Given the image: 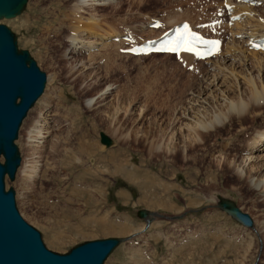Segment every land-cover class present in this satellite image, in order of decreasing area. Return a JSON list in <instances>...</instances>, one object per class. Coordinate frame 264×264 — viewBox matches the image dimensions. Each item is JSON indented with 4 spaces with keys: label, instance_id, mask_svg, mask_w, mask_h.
Wrapping results in <instances>:
<instances>
[{
    "label": "rangeland",
    "instance_id": "obj_1",
    "mask_svg": "<svg viewBox=\"0 0 264 264\" xmlns=\"http://www.w3.org/2000/svg\"><path fill=\"white\" fill-rule=\"evenodd\" d=\"M74 1L27 0L18 17L0 21L15 36L18 49L28 51L47 77L44 93L15 141L21 157L15 180H5L6 188L15 191L21 217L40 233L45 247L58 254L90 240L122 239L103 264H264V196L250 189L244 177L237 178L229 165L219 164L223 158L250 153L254 131L264 129V115L243 116L242 123L234 120L233 126L218 127L204 134L203 142L182 149L184 135L177 130L184 122L181 112L203 85L210 64H200L195 71L193 62L183 58H133L118 53L112 41L104 48L96 46L91 55L64 53L77 11L91 26L98 24L93 38L85 35L96 41L122 27L157 36L163 30L146 29L152 18L167 26L178 19L212 20L226 0H112L86 9L98 21L80 9L73 12ZM250 8L254 17L261 14L260 6ZM54 14L64 21L63 31L42 37L40 30L47 23L57 26ZM238 14L240 27L232 22L227 46L234 31L256 25L251 14ZM235 38L240 40L242 34ZM242 49L254 59L252 50ZM234 74L243 86L245 73L236 69ZM43 112L42 138H36L31 130ZM101 133L111 139L110 147L100 144ZM263 148L253 156L260 160ZM219 198L248 214L253 227L218 209ZM140 210L154 215L141 219Z\"/></svg>",
    "mask_w": 264,
    "mask_h": 264
},
{
    "label": "bare ground",
    "instance_id": "obj_2",
    "mask_svg": "<svg viewBox=\"0 0 264 264\" xmlns=\"http://www.w3.org/2000/svg\"><path fill=\"white\" fill-rule=\"evenodd\" d=\"M110 1L112 0H75L74 1L75 7L72 9H74L73 12L80 9V13L81 11H83L82 14L87 15L88 13L86 9H93L90 7H93L95 5L97 6L106 5L102 3H106ZM258 2H261V6H263L264 0H246V3L244 2L242 4H236L235 0H226L225 5L230 7L231 10V13L229 14L230 16L227 21H229L230 18L232 19L234 16H238L240 19V14L238 13L242 10V12L246 13L244 14V16L251 14L250 15L251 18L247 16L248 18L252 19L251 22H256V20L257 22L256 25H253L252 27L251 26L250 27L246 26L244 28L241 27L242 29L241 31L239 30L240 32L234 31L230 36L231 37L230 43H228V45L230 46L225 45L226 48L223 46L219 54L215 56L214 59L203 62L205 64H210L209 67L210 70L207 73L208 75L205 77V79H203L202 81L203 85H201L199 91H196L194 94L191 95V97L188 98L187 106H185L181 112V118L184 120V122H181L179 124L177 130L183 133L184 140L182 141V145H180V148L187 149L188 146L186 144H191L192 142H196V143L203 142L204 134H209L215 131L218 127H223V125L233 126L232 124L234 123V120L238 121L239 123H242L241 120H243V116H247L251 114L253 116V119L255 118L258 119L259 117L264 115V51L257 52L255 50H252L251 54L249 55H252L254 59H248L247 56L244 55V51L242 49L243 47L252 48V44L256 42L257 39H264V6L263 7L260 6L258 12L261 11V14L257 16L256 15L257 12H256L255 17L254 15H252L253 9L250 8L251 3H258ZM237 8L239 10H237ZM59 9L58 11H60ZM76 13H77L76 18H72L71 19L72 23L70 22L69 27L70 30H72L71 32L72 34L71 37H69V39L67 40L68 44L64 50L65 54L76 53V51L77 52L87 51V53L91 55V51H93L94 49L97 50L96 46L98 47L100 45L102 48H104L106 45L107 46L110 45L109 43L111 42V39L113 37L111 35L109 36L108 34L107 37H105L104 34H102L99 37V39H97L96 41L90 40L91 39L90 37L93 38V36H95V35L92 36V32L94 33L95 31L94 27H96V29L98 28V24H93V26H91V22L89 18H84V16L80 15L78 11ZM88 15L93 20L98 21L95 18L96 16H94V14L89 13ZM52 19H54L55 23L57 24L56 26L57 30H55L56 27L55 29H53L51 24L47 23V25L45 27H42L40 30L42 37L44 36V33L46 34L55 33L54 34L55 36L59 31L62 30L61 28L64 24L63 23L64 21H62L61 18H58L55 14L52 15ZM26 21L27 20H25L24 25H26ZM182 21H186V20H182V19L175 20L171 22L170 25L168 24L169 27L166 25L165 22L166 27L165 29H163V31L162 30L161 31L164 32L165 30L171 28L172 26ZM49 22H51V20ZM167 22L169 23V21ZM230 22L232 24L233 21L231 20ZM152 23L153 21H150L148 25ZM200 23L201 22H199V24L198 23L196 24L200 25ZM238 25H240L238 21L233 22V26H235L236 28L240 27ZM49 29H51L50 32ZM150 30L151 29H149V31ZM86 34H91V36L89 35L90 37L88 40L85 36ZM239 34H242V38L240 40L239 39L237 40L235 37H237ZM160 35L161 34H159L158 37ZM67 37L68 36H66V38ZM109 37L110 39H108ZM40 40L41 42L43 40L46 41L44 38L43 40L42 39ZM112 45L116 46L117 44H112ZM120 48L121 47H117V51H119ZM179 57L180 59L183 58L186 62L189 63L193 62L192 65L194 66V61H196V59L193 56L189 54H182ZM251 60H254L255 65H253ZM183 64L186 63L183 62ZM226 64L230 65V70L227 68L228 65ZM198 65L200 64H197V67H195L196 69H194L195 71H197ZM236 69H239L243 73H245L246 79L243 78V80L245 79V81H242L244 84L243 86H245V88L241 86L239 82H237L238 81L237 77L234 74V71H236ZM229 81L233 82V84H230ZM107 90L108 89L102 90L97 96L103 95ZM94 99L95 98H92L90 99V101H93ZM260 108H262L261 109L263 110L262 112L261 111L258 112ZM39 117H38L39 119L34 122V125L31 130V133L34 136H36V138H42L40 134L42 130L39 129V127L41 126L39 125V122L43 120L42 117H44V112L41 116L39 115ZM33 139L35 140V138ZM250 142H251V146L249 148L247 147L250 153L246 157L244 158L242 157L240 159L233 158L231 160H227L226 158H223V160H219V164L221 163L226 166L229 165L230 168H232V170L234 171L233 173L236 174L237 178L242 180L244 177L250 189L254 191H259L264 196V157H263L264 155L262 154L263 156H261L260 158L261 163L259 162L260 161L259 157L256 158L253 156L254 150H258L260 149V147H264V129L254 131V135H252V139ZM257 142L259 143V146L256 145ZM256 163H260V164H256ZM34 168L36 169L35 166L31 168L32 169L31 172L35 171ZM28 177L29 176H27V178ZM25 181L27 182V180ZM221 199L222 198H219V200ZM58 239L59 238L56 237L55 240ZM134 264L137 263L134 262Z\"/></svg>",
    "mask_w": 264,
    "mask_h": 264
},
{
    "label": "water",
    "instance_id": "obj_3",
    "mask_svg": "<svg viewBox=\"0 0 264 264\" xmlns=\"http://www.w3.org/2000/svg\"><path fill=\"white\" fill-rule=\"evenodd\" d=\"M27 0H0V21L19 16ZM46 74L26 50H18L16 38L0 24V264H103L123 241L104 238L76 245L65 254L48 250L40 233L20 215L15 204V191L6 190L5 176L13 182L21 157L15 141L23 121L43 95ZM99 142L108 148L109 137L100 134ZM2 159V160H1ZM216 207L246 228L253 221L234 204L218 200ZM154 214L140 210L137 216L147 219Z\"/></svg>",
    "mask_w": 264,
    "mask_h": 264
},
{
    "label": "snow or ice",
    "instance_id": "obj_4",
    "mask_svg": "<svg viewBox=\"0 0 264 264\" xmlns=\"http://www.w3.org/2000/svg\"><path fill=\"white\" fill-rule=\"evenodd\" d=\"M185 29H187V26H185ZM191 35V34H189ZM195 40H199V37H193ZM202 43H204L202 41ZM213 47H215V42H210ZM177 48H182L184 51L193 52V54H199L193 50V47L191 46V41L188 40H180V38L177 39L176 42H173V46L169 49L171 51H176Z\"/></svg>",
    "mask_w": 264,
    "mask_h": 264
}]
</instances>
